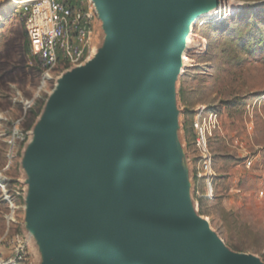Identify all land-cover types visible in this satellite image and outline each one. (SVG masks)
I'll return each mask as SVG.
<instances>
[{
  "label": "rangeland",
  "instance_id": "1",
  "mask_svg": "<svg viewBox=\"0 0 264 264\" xmlns=\"http://www.w3.org/2000/svg\"><path fill=\"white\" fill-rule=\"evenodd\" d=\"M21 1L26 0H0V264H128L109 245L99 217L90 230H80L79 197L88 174L70 104L100 67L60 63L46 84ZM156 1L138 0L143 20L151 18ZM193 1L217 3L226 9L225 19L210 21V11L187 19L173 68L161 71L159 85L146 91V108L156 117L138 124L134 108L127 111L133 156L143 157V166L130 173L124 168L125 196L137 216L194 223L222 262L264 264V0ZM98 32L103 61L113 47L99 15ZM203 108L205 117L218 116L215 127L207 123L210 174L195 128ZM143 122L159 127L173 164L175 175L165 187L176 203L173 211L139 200H158L149 183L157 171L155 146ZM72 181L77 185L70 186Z\"/></svg>",
  "mask_w": 264,
  "mask_h": 264
},
{
  "label": "water",
  "instance_id": "2",
  "mask_svg": "<svg viewBox=\"0 0 264 264\" xmlns=\"http://www.w3.org/2000/svg\"><path fill=\"white\" fill-rule=\"evenodd\" d=\"M93 1L113 48L110 56L103 61H99V48L96 58L82 66L93 69L99 65L100 70L95 77L80 85L70 104V117L79 140L77 151L84 158L85 167L82 170L88 174L81 185L85 187V193L79 197L84 202L80 230L86 227L90 230L99 217L109 245L120 251L128 264H228L208 248L203 234L196 230L194 223L133 214L123 182L126 166L128 173L132 168L143 166V157L133 156L134 128L126 118L127 111L134 108L136 114L133 116L137 117L138 124L145 117H156L150 116L146 108V91L159 85L161 71L167 72L173 68V57L179 50L185 21L194 14L196 18H201L212 7L218 6L217 3L196 5L193 0H157L151 18L143 20L138 0ZM145 29L155 44L145 35ZM170 60L172 66L167 68ZM98 94H104L106 122L113 131L106 144H102L90 132L87 124L88 102ZM142 126L149 132L146 138L151 137L155 146L152 160L157 171L151 173L149 183L155 186V198L158 200L155 202L150 197L139 200L152 201L158 207L173 211L176 203L165 188L166 181L175 175L173 164L165 156L163 139L158 134L159 127L144 122ZM72 147L74 150L75 147ZM75 157L78 159L77 155ZM69 185L74 187L77 184L72 181ZM156 240H168L166 243L172 246L173 255L165 253L166 243L164 245ZM177 243L183 246V253H177ZM176 256L181 257L183 263Z\"/></svg>",
  "mask_w": 264,
  "mask_h": 264
},
{
  "label": "built area",
  "instance_id": "3",
  "mask_svg": "<svg viewBox=\"0 0 264 264\" xmlns=\"http://www.w3.org/2000/svg\"><path fill=\"white\" fill-rule=\"evenodd\" d=\"M222 8L218 5L215 8L220 12L218 15L212 10L205 17L210 18V21L216 18L224 20L226 9ZM19 9L25 21L31 49L40 61L46 84L54 80V73L60 63H67L72 68L82 67L98 55V11L93 0H27ZM205 112V108L199 110L195 128L198 130L197 145L210 174L212 159L207 123L210 121L215 127L218 116L211 114L205 117ZM209 187V196L213 198L212 183Z\"/></svg>",
  "mask_w": 264,
  "mask_h": 264
},
{
  "label": "bare ground",
  "instance_id": "4",
  "mask_svg": "<svg viewBox=\"0 0 264 264\" xmlns=\"http://www.w3.org/2000/svg\"><path fill=\"white\" fill-rule=\"evenodd\" d=\"M27 3V0L22 3V1L19 3V6L21 4ZM221 9H223L221 7ZM229 11L233 12V8H228ZM215 14L218 15L220 12L215 10ZM214 12V11H213ZM104 103V94H98L94 95L90 98L88 102V108H87V124L90 132L102 143L106 144L113 136V131L109 128L107 122H106V116L103 104ZM82 150V148H81ZM160 241L162 244L165 245L166 241L168 240H156ZM173 241V240H171ZM175 241V240H174ZM176 242V241H175ZM167 247L164 246V249L166 250L165 253L170 256L173 255L171 252L173 250L172 246L169 245V243H166ZM183 246L177 243V253H183ZM176 254V252L174 251ZM179 259L180 263H183V259L179 256H176ZM186 258V257H185ZM177 259V260H178ZM186 263L189 261L187 258L185 259ZM190 264V262H189Z\"/></svg>",
  "mask_w": 264,
  "mask_h": 264
}]
</instances>
